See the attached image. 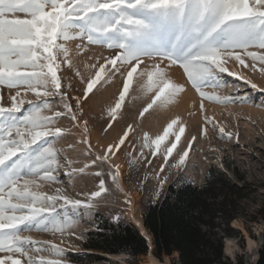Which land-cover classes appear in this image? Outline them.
Returning <instances> with one entry per match:
<instances>
[{
    "label": "rangeland",
    "instance_id": "obj_1",
    "mask_svg": "<svg viewBox=\"0 0 264 264\" xmlns=\"http://www.w3.org/2000/svg\"><path fill=\"white\" fill-rule=\"evenodd\" d=\"M103 2L105 0H85V3L92 6ZM203 3L204 0H183L181 9L155 10L150 7L132 6L133 0H125L120 8L98 9L84 19L69 22V26L82 37L91 39L87 42L86 39L81 41L74 38L64 42L74 65L71 71L67 70L66 64L62 65L58 72V75H63L65 86L68 81H72L73 87L77 89L72 92L75 97L86 87L88 79L95 78L100 66H103L105 71L101 73L93 93L82 100L83 120L76 122L69 116H63L56 121V125L62 130L60 138L53 141L58 161V172L54 175L59 176V181L53 183L37 179L39 186L33 190L51 195L56 193L57 188H61L72 193L73 198L84 200L86 197L83 194L98 191L100 180L103 179L106 191L102 192L101 197L94 198V210L83 214L71 232L61 234L33 230L24 233L37 242L38 247H47L45 242H51L64 250L63 257L52 256L47 251L30 252L29 255L37 264L40 256L60 259L62 264H93L84 262L79 256L84 251L82 245L87 233L96 226L97 214L113 220L119 217L132 223V217L143 218L147 207L159 201L169 185L202 183L212 167L236 171L246 182L257 187L255 193L245 201V218L238 220L240 227L236 229L243 237L239 235L225 240L226 259L232 264H238L240 261L243 264H257L255 255L262 247L264 236V222L255 218V212L264 200V92L260 91L264 89V73L248 69L242 72L252 83L255 80L260 90L251 89L243 80H237L227 73L220 74L218 79L222 83H229V86H208L202 91L221 97L246 92L253 100L251 103L227 105L205 100V110L201 113V97L190 83L185 84L186 74L182 75L183 69L174 67L169 70L172 81L184 85L183 91L176 93L167 104L160 101L153 103L155 84L147 77H139L140 67H137L129 80L127 73L123 76L119 73L112 75L113 66L105 64L103 59L111 55V50H108L110 47L121 44L132 55L162 56L181 64L210 49L219 51L232 46L234 35L228 23L217 26L219 16L211 8L200 14ZM129 20L138 21L143 25L142 30L131 34L130 29L134 25H128ZM121 24L124 26L121 27ZM192 39L195 40L194 43ZM81 44L84 46L78 49ZM228 66L230 70H235L236 65L233 66L231 62ZM77 70L80 76L76 75ZM125 82L128 83V91L124 100L120 101ZM11 95H15V92H9L0 86V104L9 107ZM20 98L34 99V94L25 95L22 92L18 99ZM118 102L121 107L113 113ZM149 104H152V107L144 112ZM52 108L55 111L61 110L58 101L52 103ZM41 114L52 116L53 112L45 110ZM205 115L218 125L217 129L213 130L210 124L204 123ZM85 120L88 122L86 133L83 127ZM173 120H177V124L169 129L168 124ZM180 126L184 127L183 133L179 131ZM219 127L231 132L232 137L222 138ZM125 132L128 135L120 150L113 148L115 155L108 152L107 146L117 144ZM176 136L180 139L177 140ZM160 137L164 139L157 146L155 141ZM172 144L176 147L169 156L170 163L175 164L184 151L188 152L184 164L179 169L170 168L164 163L161 155L166 151V147H171ZM36 150L37 148H34L33 152ZM106 152L110 157L109 161L92 164L97 155L103 156ZM173 157L175 159H172ZM117 164L120 165L119 176L113 179L109 172L115 173ZM162 164L163 172L160 171ZM81 168L84 171L73 172L71 179L65 175V172ZM98 172L100 176L96 175ZM3 174L4 169H0V176ZM161 176H167L162 185L158 183ZM242 229L246 230L251 239L261 244H256L248 252L247 238ZM229 239L230 257L226 253ZM3 255L5 254L0 253V256ZM153 256L157 264H173V257ZM16 258L20 259L21 264L27 262V257L17 255ZM116 259L118 261L115 262L120 264H154L147 254L137 258L127 255Z\"/></svg>",
    "mask_w": 264,
    "mask_h": 264
},
{
    "label": "snow or ice",
    "instance_id": "obj_2",
    "mask_svg": "<svg viewBox=\"0 0 264 264\" xmlns=\"http://www.w3.org/2000/svg\"><path fill=\"white\" fill-rule=\"evenodd\" d=\"M124 3L125 0H105L97 6H92L85 3V0H0V86L9 92H15V95L10 96L9 107L0 104V169H4V174L0 176V253L5 254L0 256V264H21L20 259L16 258L17 255L27 257L26 264H37L29 255L30 252L47 251L52 256L63 257L62 248L51 242H45L47 247H38L37 242L24 233L33 230L61 234L71 232L83 214L94 210V198L101 197L102 192L106 191L103 179L100 180L98 191L83 194L86 197L84 200L73 198L72 193L61 188H57L56 193L51 195L34 191L33 188L39 186L37 179L53 183L59 181V176L54 175L58 172V161L53 141L60 138L62 130L56 125V121L63 116H69L76 122L83 120L82 100L93 93L101 73L105 71V68L100 66L95 78L88 79L86 87L75 97L72 92L77 89L73 87L72 81H68L65 86L63 75H58V72L62 65L66 64L69 71L74 65L64 42L74 38L81 41L86 39L87 42L91 39L82 37L69 26V22L84 19L98 9L120 8ZM132 6L150 7L155 10L181 9L183 0H133ZM209 8L218 13L217 26L228 23L234 35L232 46L219 51L210 49L181 64L162 56L132 55L121 44L108 49L111 50V55L103 58L104 63L113 66L112 75L119 73L123 76L127 73L129 80L137 67H140L139 77H147L155 84L153 103H167L176 93L183 91L184 85L173 82L169 76V70L174 67L183 69L182 75L186 74L185 84L190 83L199 93L201 113L205 110V100L224 105L251 103L253 99L246 92L221 97L209 95L202 89L208 86H229V83H222L218 79L223 73L243 80L251 89H256L257 86L241 73L245 69L264 73V0H204L200 14ZM127 23L134 25L130 29L131 34L143 28L138 21L129 20ZM123 26L121 24V27ZM83 46L78 45V49ZM229 62L233 66L238 63L240 69L230 70ZM76 75L80 76L78 70ZM127 91L128 83L125 82L120 101L124 100ZM260 91L264 92V89ZM22 92L25 95L34 94V99H18ZM54 101L59 102L60 111L52 108ZM120 107L118 102L113 113ZM151 107L152 104H149L144 112ZM45 110L53 112V115H42ZM204 123L210 124L213 130L218 127L206 115ZM174 124H177V120L168 124V128H172ZM83 127L86 133V120ZM179 131L183 133L184 127L180 126ZM167 134L166 129L165 136ZM219 134L222 138L229 139L233 135L223 127H219ZM127 135L125 132L117 144H109L108 152L115 155L113 148L119 151L125 144ZM162 139L164 137L157 139L155 144L159 146ZM176 139L179 140L180 137L176 136ZM175 147V144L166 147V151L161 155L164 163L170 168L179 169L184 164L188 152L184 151L182 156L177 153L179 160L175 164L170 163L169 156ZM34 148H37L35 152ZM108 152L103 156L97 155L92 164L109 161ZM119 167L117 164V171L109 172L113 179L119 176ZM76 171L83 172L84 169H72L65 172V175L71 179L72 173ZM160 171H164L163 164ZM96 175L101 174L98 172ZM166 180L167 176H161L158 183L162 185ZM116 186L119 188V184ZM116 220L118 222L119 217ZM38 264L62 262L60 259L40 256Z\"/></svg>",
    "mask_w": 264,
    "mask_h": 264
},
{
    "label": "trees",
    "instance_id": "obj_3",
    "mask_svg": "<svg viewBox=\"0 0 264 264\" xmlns=\"http://www.w3.org/2000/svg\"><path fill=\"white\" fill-rule=\"evenodd\" d=\"M256 189L236 171L217 167L210 168L202 183L169 185L143 215L153 254L173 257V264H232L226 259L225 240L243 237L233 224L245 218V201ZM255 218L264 222V200ZM82 248L79 257L93 264H120L106 255L137 258L149 252L146 239L131 222L102 214H97ZM257 264H264V236Z\"/></svg>",
    "mask_w": 264,
    "mask_h": 264
},
{
    "label": "bare ground",
    "instance_id": "obj_4",
    "mask_svg": "<svg viewBox=\"0 0 264 264\" xmlns=\"http://www.w3.org/2000/svg\"><path fill=\"white\" fill-rule=\"evenodd\" d=\"M192 42L194 43L195 40L192 39ZM240 67H241V66H239V64H236V66H235V70H239ZM241 74L243 75V73H241ZM254 84L257 86L255 90H260L259 85L256 83L255 80H254ZM165 104H167V103H165ZM178 108H179V109L181 108L180 111L183 110L182 107L180 106V104H178ZM132 223L135 224V225H137V226L140 228L142 234H144V236H146V238H147L148 240L150 239L151 236H149V235L147 234L148 232H146V230L142 227L143 218L132 217ZM238 224H239V222H238V221H235L234 224H233V226H234L235 228H238V227H240V226H238ZM238 229H239V228H238ZM242 230H243L244 235H246V238H247V250H248V252L251 251L252 248H253L256 244H258V245L261 244V243H257L255 240L251 239V238L248 236V233L246 232L245 229H242ZM230 245H231V240L229 239V240H227V250H226V253H227V255H228L229 257H230V255H231V252H230ZM153 248H154V247L152 246L151 249L153 250ZM258 254H259V253H258ZM258 254L255 255L256 260H258V257H259ZM123 256H127V255L123 254V255L111 256V257H112V258H117V257H123ZM147 257H148V258H149L154 264H157V263H158L157 260H156V258L153 256V254H152L150 251L148 252Z\"/></svg>",
    "mask_w": 264,
    "mask_h": 264
},
{
    "label": "water",
    "instance_id": "obj_5",
    "mask_svg": "<svg viewBox=\"0 0 264 264\" xmlns=\"http://www.w3.org/2000/svg\"><path fill=\"white\" fill-rule=\"evenodd\" d=\"M132 224H133V223H132ZM133 225H134V227H136V229L140 232V234L146 239L147 244H148V247H149V251L152 253V252H153V250L151 249V247L153 246L152 237H150V239L148 240V239L146 238V236H144V234H142L140 228H139L137 225H135V224H133ZM142 227L145 229V227H144V223H142ZM145 230H146V229H145ZM146 232H147V230H146ZM147 234H148V233H147ZM148 235H149V234H148ZM149 236H151V235H149ZM152 254H153V253H152ZM106 257H107L109 260H111V261H118L116 258H112L111 255H106Z\"/></svg>",
    "mask_w": 264,
    "mask_h": 264
}]
</instances>
